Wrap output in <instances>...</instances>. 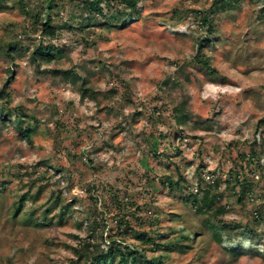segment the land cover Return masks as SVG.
Returning <instances> with one entry per match:
<instances>
[{"label":"rangeland","instance_id":"obj_1","mask_svg":"<svg viewBox=\"0 0 264 264\" xmlns=\"http://www.w3.org/2000/svg\"><path fill=\"white\" fill-rule=\"evenodd\" d=\"M92 1L0 0V264H264V0Z\"/></svg>","mask_w":264,"mask_h":264},{"label":"trees","instance_id":"obj_2","mask_svg":"<svg viewBox=\"0 0 264 264\" xmlns=\"http://www.w3.org/2000/svg\"><path fill=\"white\" fill-rule=\"evenodd\" d=\"M112 1L114 0H93L91 2V6L97 7L96 9L100 10L101 5H103L104 3L108 4ZM120 2L130 7L131 5H137L139 3V0H120ZM233 2L234 0H215L212 7L216 11H227L228 9L232 7ZM43 26L45 30L49 32L50 34L54 33V31L51 29L52 26L50 23L47 22ZM10 51L13 52V50H10ZM35 54L46 60H49L50 58L52 59L53 57L52 56L53 54L49 47H38L33 53V56ZM199 62L207 69H211L209 61L205 59H200ZM9 85H10V82H7L4 88L0 91V99L8 98V96H4V94L7 90V87H9ZM175 111H176L175 117H176L177 124L180 126L186 124L188 120V116H187L185 109L179 108L178 106ZM3 113L5 114L3 118H1ZM12 115L13 113H11L10 110L8 111L7 108H4V106L0 105V119H1L0 128L2 126H5L6 122L13 123L16 126V128L19 130L23 138L27 140H31L33 138L34 129L31 127L25 128L23 125L24 120L21 117H17L16 121L11 122ZM261 124L264 125V119L261 120ZM180 181L184 182V178H180ZM168 183H169V188L180 185L179 182H174L172 180L168 181ZM246 184L247 183L244 181L241 182V185L243 186L242 188L244 190L246 189V186H245ZM216 199H217L216 195L210 196V192H206L205 194H202V196H198V194L195 196L193 195V205L198 213L200 214H203L204 212L209 213L210 211H212L213 207L216 205ZM217 235H218V240L221 241L220 240L221 235L219 234ZM112 246L113 245H110V248L108 249L107 252H104V251L93 252V251H90L89 246H86L82 250V253H84L83 256H86L87 258V262H85V264H110L111 262H114L117 255H119L120 257L119 264H129V262H131L132 264H138V257L136 256V254L132 252H128V254L125 255V254L119 253L117 248H114ZM147 264H160V261L159 260H149Z\"/></svg>","mask_w":264,"mask_h":264}]
</instances>
